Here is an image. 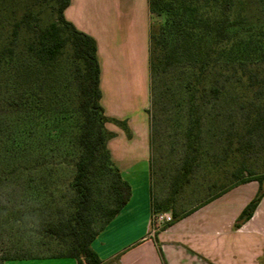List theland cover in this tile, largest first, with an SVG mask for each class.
Masks as SVG:
<instances>
[{
  "label": "trees",
  "instance_id": "obj_1",
  "mask_svg": "<svg viewBox=\"0 0 264 264\" xmlns=\"http://www.w3.org/2000/svg\"><path fill=\"white\" fill-rule=\"evenodd\" d=\"M69 2L0 0V15H6L5 25L0 21V109L12 119L0 114V149L5 148L0 182L13 181L22 199L13 216L0 214V230L15 229L33 244L57 249L45 256L2 257L0 264L41 258L101 264L91 243L131 195L107 149L113 134L105 125L116 124L129 136L128 129L104 114L96 43L65 20ZM233 5V0H148L150 17L158 20L150 23L148 48L150 215L171 214L161 229L231 188L256 181L257 192L237 217L236 229L264 196V170L248 171L227 185L208 186L219 188L188 210L175 205L176 195L195 180L205 119L211 120L208 131L224 134L221 160L264 148V30L243 27ZM164 122L178 158L171 190L159 200L152 152L168 131L160 128ZM64 133L70 138L62 154H50ZM60 164L73 171L64 208L55 202L51 179Z\"/></svg>",
  "mask_w": 264,
  "mask_h": 264
},
{
  "label": "crops",
  "instance_id": "obj_2",
  "mask_svg": "<svg viewBox=\"0 0 264 264\" xmlns=\"http://www.w3.org/2000/svg\"><path fill=\"white\" fill-rule=\"evenodd\" d=\"M63 16L96 43L100 104L113 136L110 157L128 183L126 205L92 241L101 264H264V196L251 218L234 223L258 184L237 185L163 229L152 230L148 0H70ZM154 231V233H152ZM56 262H39V261ZM77 264L72 258L8 260L1 264ZM20 263V262H18Z\"/></svg>",
  "mask_w": 264,
  "mask_h": 264
},
{
  "label": "rangeland",
  "instance_id": "obj_3",
  "mask_svg": "<svg viewBox=\"0 0 264 264\" xmlns=\"http://www.w3.org/2000/svg\"><path fill=\"white\" fill-rule=\"evenodd\" d=\"M233 3V13L242 21L243 27H248L255 33H259L260 31L264 30V0H233ZM45 12L46 9L44 6H42V13ZM40 18L44 21L46 19L44 14H41ZM5 20L6 15L2 13V15H0V21H2L4 25ZM157 21L158 20H156L155 18L150 17V23L154 22L156 25ZM5 27H7V25ZM0 114L5 119L12 120L11 117L8 116L9 113L5 112V110H3L2 112V110L0 109ZM12 118L14 120V117ZM219 118L220 117H218V119ZM210 124L211 120L209 118L203 121L202 128L204 132L202 133L201 138L199 159L200 164L198 168H196L193 172L195 180H193L187 187H185L184 190L181 191V193L176 195L177 202L175 203V205L178 209H190L192 206L198 204L206 197H208V195L213 191L217 190L221 184L227 185L230 182L235 181V174L238 175L241 172L240 174H243L242 176L245 177L247 176L248 171L259 173L264 170V148L258 149V145L253 147V149L249 151V153H244L243 155V152H241L240 154H238L240 152L239 151L237 154L227 158V161L221 160V151L224 146V134L214 130L213 127L208 131ZM160 128L161 130L168 131L164 133V136L160 138L161 141L159 139V141H157L156 145H154L153 148L152 158L155 176L152 180V186L155 196L159 200H163L171 190V176L175 172V163L177 162L178 156L171 149L170 140L167 138V134H171L169 133L168 125L164 122ZM41 132H44V130ZM41 132L40 134H42ZM69 138L70 137L68 136V134L64 133L63 137L56 143L58 150L53 149L55 150V152H50V154H62V151L66 147L67 142H69ZM233 146L235 148L237 145L234 144ZM4 150L5 148H3V151ZM3 151L2 149H0V154ZM214 156H216L215 159H213ZM214 160H217L218 162L215 163ZM213 166H215V169H210ZM54 168L55 170L53 171L52 175L53 178H51L55 182L54 198L56 204L64 208L65 206H67V200L71 195L70 190L67 188V183L70 180L73 171L71 167L64 164H60L59 166H55ZM46 179L47 182H49L50 179ZM12 183L13 181H4L3 183L0 182V214H6L5 216L8 217H10L11 215L13 216L16 212V209L20 208V206L22 205V199L20 198V195H18L19 191L14 187ZM213 183H217L219 184V186L214 190H211L212 187L208 188V186H211ZM162 226L159 228L160 230ZM153 229L155 228L152 227V230ZM152 233H154V231ZM28 237V234L21 233L19 231H16L15 229L0 230V258L14 257L21 254L45 256L49 255L51 252H57V249L53 247H51L53 251L47 250L45 246L40 247L35 243L33 244L32 242H29L27 240ZM18 262L7 264H23L22 262L32 261ZM39 262L56 261L51 260Z\"/></svg>",
  "mask_w": 264,
  "mask_h": 264
},
{
  "label": "built area",
  "instance_id": "obj_4",
  "mask_svg": "<svg viewBox=\"0 0 264 264\" xmlns=\"http://www.w3.org/2000/svg\"><path fill=\"white\" fill-rule=\"evenodd\" d=\"M171 221V214L168 212L158 213L152 218L153 227L158 230L162 225Z\"/></svg>",
  "mask_w": 264,
  "mask_h": 264
}]
</instances>
